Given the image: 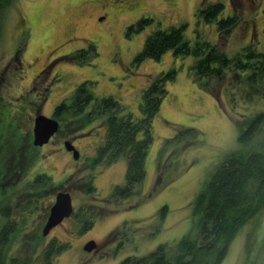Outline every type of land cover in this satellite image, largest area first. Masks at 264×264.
<instances>
[{
    "label": "rangeland",
    "instance_id": "rangeland-1",
    "mask_svg": "<svg viewBox=\"0 0 264 264\" xmlns=\"http://www.w3.org/2000/svg\"><path fill=\"white\" fill-rule=\"evenodd\" d=\"M217 2L225 5L218 20L229 15H236L239 20L222 36L218 20L198 24L196 15L199 8ZM139 3V8L131 10L117 4L112 6L108 0H14L7 9L0 41V129L8 121L17 123L22 131L14 144L20 149H41L25 142L27 132L33 128L36 108L41 105L40 111L48 115L82 82L92 81L96 98L114 96L139 118L143 92L151 79L171 68L178 71L177 78L167 85L168 95L154 121L155 140L147 156V176L141 195L121 201L111 196L115 185L126 182L125 156L97 168L98 190L87 192L86 176L91 169L85 164L78 165L70 154L63 152L64 141L68 140L77 146L82 159L94 155L106 138L108 126L103 116L88 126L77 128L76 125L69 133L61 131L37 152L39 162L27 171L31 174L27 179L38 171L52 173L58 179L66 169L78 166L71 182L84 184V190L73 191L75 209L90 215L95 224L82 230L75 217L68 218L48 238L44 240L42 236L45 245L57 237L52 247L50 242L44 249L35 239L27 245L30 232L40 231L41 217L55 202L57 190H51L38 204L27 229L30 231L15 234L12 246L6 249L10 257H16L22 249L21 254H28L29 259L9 260L12 264H45L50 250L61 252L54 258V264H121L126 257L144 256L162 243L174 245L193 228L194 199L205 181L238 147L242 122L264 111V94L244 81L246 73L228 74L221 87L212 92L195 78L191 67L196 58L192 55L177 57L173 50H168L160 59L136 60L150 33L182 24L187 25L185 37L192 43L201 37L233 56L252 46L264 52V0H141ZM104 12L108 13L107 18H103ZM142 18L152 21L130 28ZM91 43L99 54L93 60L78 63L64 58L88 48ZM70 114L68 119L74 118ZM190 128L200 131L196 139L186 134L178 142H169L179 130ZM79 133L83 134L76 136ZM1 139H6L4 132ZM14 144L5 142L4 146L10 148ZM162 171L164 184H157ZM14 187L18 188V183ZM30 190L25 187L15 196L16 202L20 197H25L26 202L32 194ZM36 203L33 201L32 205ZM30 211L32 206L26 213L33 214ZM39 236L38 233L36 238ZM89 240L97 242L98 254L90 256L84 250ZM62 245L66 247L58 251ZM84 258L90 260L82 263ZM221 264H264V210L239 231Z\"/></svg>",
    "mask_w": 264,
    "mask_h": 264
},
{
    "label": "trees",
    "instance_id": "trees-1",
    "mask_svg": "<svg viewBox=\"0 0 264 264\" xmlns=\"http://www.w3.org/2000/svg\"><path fill=\"white\" fill-rule=\"evenodd\" d=\"M13 2L14 0H0V41L4 34V17ZM224 10L225 5L222 2L204 5L196 13L198 24L203 21L211 23L218 20ZM149 21L152 19L142 18L130 28ZM238 21L236 15L221 17L217 21L219 34L221 36L224 33L228 34ZM186 26V24L170 26L150 33L136 60L140 62L146 58L160 59L168 50H173L177 57L192 55L196 61L191 69L203 88L215 92L216 88L221 87L228 74L234 73L240 76L239 74L246 73L244 81L256 92L264 94V52L255 50L252 46L242 49L233 56L222 50L220 46L201 37L192 43L185 37ZM92 46L95 49L94 53ZM98 55L95 44L91 43L88 48L74 51L64 58L72 62L86 63ZM177 75V69L171 68L151 79L143 92L139 118L128 111L114 96L96 98L92 91L93 82L90 80L80 83L59 105L60 108H68L61 116L63 126L72 120L80 128L90 125L89 123L96 120L98 116L106 118L108 126L106 138L97 147L91 167L96 172L99 166L111 165L114 160L122 156L127 158L126 182L124 185H115L111 191V196L116 200L121 201L142 194V187L147 176L146 160L155 140L154 121L161 110L162 102L168 95L167 85L174 81ZM68 113H71L70 115L74 118L68 119ZM242 123L238 147L215 168L194 199L193 228L174 245L168 242L162 243L144 256L126 257L121 264H221L223 262L239 231L249 220L264 210V111L249 116ZM3 126V130L0 129V136H3V132L6 135L3 142L16 143L19 140L18 136H21L19 125L14 121H8ZM199 132L195 128L179 130L177 136L169 139V142H178L186 134L196 139ZM11 138L13 140H10ZM3 142L0 141V145ZM25 142L29 146L34 145L33 138L29 134L26 135ZM3 150H6L5 146ZM36 153L35 149L27 151L22 162L14 161L11 166L13 168H10L12 172L9 171L6 177L8 179L18 177L19 174L38 164ZM3 157L5 155L1 154L0 167L6 165ZM23 166L22 171L20 168ZM92 169L86 176L87 192L95 190L92 185L94 176L90 174L93 172ZM163 173V171L160 173L157 184H164ZM37 177L35 183L27 184L30 191H35L41 182H44L46 178L49 179V175L46 174ZM14 195L9 197L10 200L15 199ZM32 202L29 203L32 204ZM5 203L8 204V199L4 198L0 191V207ZM88 218L82 230L92 227L93 219L90 215ZM3 222L0 220V264H12L8 260L19 261L22 257L10 258L6 249L10 244V247L12 246V237L18 233H24V228L23 224L21 227V225L17 226V223L13 226L11 222H4V224ZM35 233L38 234V232ZM56 241L55 237L50 246L52 247ZM40 245L43 247L42 244ZM64 247L66 246H60L58 251ZM57 254L52 250L48 251L45 264H54L53 260Z\"/></svg>",
    "mask_w": 264,
    "mask_h": 264
},
{
    "label": "flooded vegetation",
    "instance_id": "flooded-vegetation-1",
    "mask_svg": "<svg viewBox=\"0 0 264 264\" xmlns=\"http://www.w3.org/2000/svg\"><path fill=\"white\" fill-rule=\"evenodd\" d=\"M111 4H112V6H115V4H117V5H120V6H124V7H126L127 9L129 8V9H137V8H139V6H141L140 4L141 3H139L141 0H108ZM107 12H104V14H103V18H107ZM52 63V62H51ZM65 98H63L62 99V101L64 100ZM62 101H60L57 105H56V107L54 108L53 107V109L51 110V112H49V114L47 115V116H49V117H52V118H55V119H57L58 121H59V123H60V126H59V130L57 131V132H55L54 134H53V136L50 138V141L48 142V143H46V144H44V145H42V146H36L35 144V147H40L41 149H43L44 147H46L49 143H51L54 139H55V137L62 131V132H65V133H69V132H71V130L73 129V127H76V125L75 124H66V126H63L62 125V119H61V116L66 112V110L68 109V108H60L59 107V105L62 103ZM40 107H41V105H39L37 108H36V112H35V115H33V117H34V124H33V128L32 129H30V131H29V133L27 132V134H29L30 135V137L31 138H33V143H34V127H35V119H36V117L38 116V115H40V114H43V112L42 111H40ZM77 128H79V127H77ZM22 131V130H21ZM78 132V131H77ZM81 134H83V133H79V134H76V136H80ZM3 136H0V141L1 142H3L4 141V139H1ZM66 141H68V140H65L64 142L66 143ZM65 143H64V146H65V151H63V152H67V154H70V156L74 159V160H76L77 161V164L78 165H80L81 166V164H85L89 169H92V167H91V163H93V160H94V155L96 154V152H95V154L94 155H91V156H88L87 158H86V160H85V158L84 159H82V155H81V153L79 154V157L78 158H75V156H74V152L73 151H70V150H68L67 148H66V145H65ZM17 145V144H16ZM16 145H13L12 147H10V148H7L6 147V150H3V146H4V142L2 143V145H0V150H1V152H0V156H1V154L2 155H5V157H3V159H5L6 160V165H4V166H1L0 167V178H1V180H0V191H1V195L3 194L4 195V198H6V199H8V204L7 203H5V204H2V206L0 207V220L2 221H4L5 223L6 222H11L10 224H12L13 226H16V223H17V226H19V225H21V227H22V224H23V232H27V231H30V230H27L28 228H30L31 227V224H32V222H33V220H31L33 217H34V215L36 214V212H37V208H38V204H40V203H42V199H43V197H45L46 196V194L48 193V192H50L51 190H57L56 191V197H55V202H56V198H57V195L59 194V193H61V192H69V193H71V195H72V198H73V203H74V197H73V191L74 190H78L79 188L81 189V191L82 190H84L83 189V187H84V184H81L80 183V185L78 184V183H73V182H71V180L73 179V175H74V173L76 172V170L78 169V166H74V167H72V168H69V170L68 169H66L62 174H61V176L58 178V179H55L54 178V176H53V174L52 173H48V172H46V171H38V172H36L30 179H27V177L28 176H30L31 174H29L28 175V172L31 170V168H29V169H27L23 174H19V176L18 177H13V178H11V179H8L7 177H6V175L8 174V172L10 171V173L12 172L11 171V169L10 168H13V167H11L12 166V163L15 161V162H18L19 163V161L20 162H22V160L24 159V157H26L25 155H26V153H27V151L23 148V149H20L19 148V146H17L16 147ZM16 147V148H15ZM75 147L77 148V146L75 145ZM40 149V150H41ZM78 149V148H77ZM40 150H38V151H40ZM37 151V152H38ZM80 152V151H79ZM36 155H37V157H38V161H39V159H40V156H39V154L38 153H36ZM19 159V160H18ZM82 159V160H81ZM18 160V161H17ZM82 161V162H79V161ZM24 162V161H23ZM98 168H100V166L98 167ZM24 170V166L23 167H21L20 168V170ZM22 170V171H23ZM93 170V172L92 173H90V174H93V176H94V178H93V180H92V185H93V187H95V190H98V187L96 186V178H97V176H96V172H94V169H92ZM21 171V172H22ZM28 171V172H27ZM35 171H33L32 172V174L34 173ZM69 172V174H67ZM27 173V174H26ZM43 174H46L47 176L49 175V179H45L44 180V182H41L37 187H36V190L35 191H33L32 192V194H30V197L29 198H27V201L25 202V200H24V198L25 197H20V199H19V202H16V200H17V198H15L13 201L12 200H10V198L9 197H11L12 195H14V194H16V195H18V194H21V192L23 191V189L25 188V187H28L29 185H32V183H35L36 182V180L38 179V175H43ZM24 176V175H27L26 177H20V176ZM6 178V179H5ZM5 179V180H4ZM56 183H55V182ZM15 183H18V188L16 189L15 187H14V184ZM85 183H87V180H86V182ZM12 184V186H10ZM27 184H29L28 186H27ZM23 195L25 196V195H27V193H23ZM31 195H34V196H31ZM15 196V195H14ZM24 200V201H23ZM34 200H36V204H34V205H32V204H30L29 202L30 201H34ZM54 202V203H55ZM54 204H52V206H53ZM20 206H22L23 208L22 209H20L19 207ZM30 206H32V211H30V212H33V214L32 213H26V209L28 208V207H30ZM52 206L48 209V212H47V214H45L43 217H41L42 218V223H41V225H40V231H36V232H38L39 233V237L38 238H36V233H35V230H33L32 232H30L31 233V235H29L28 237H27V245L29 244L30 245V243H31V240H34L35 239V242L36 243H38V244H42L43 245V248L45 249L47 246H48V244L51 242H48V244H46L45 245V242H43V238H42V236H44V240H45V238H48L49 236H50V233L54 230V228H56V227H58L59 225H63L64 223H65V221L68 219V218H72V217H75L76 218V220L79 222V223H81L82 224V227L84 226V225H86V223H87V221H88V216L86 215V214H84V213H79V212H77L76 211V209H74V212H73V214L70 216V217H67V218H65L60 224H58L57 226H55L52 230H51V232L48 234V235H41V231L42 232H44V228H45V226H46V223H47V221H48V218H49V215H50V211H51V208H52ZM75 206V205H74ZM22 215V216H21ZM39 216V214L38 215H36L35 216V218H37ZM91 219V218H90ZM93 219V225L95 224V220H94V218H92ZM4 222H3V224H4ZM92 225V226H93ZM33 229V228H32ZM31 229V230H32ZM57 238V237H56ZM58 240V239H57ZM53 241V240H52ZM89 241H91V240H89ZM88 241V242H89ZM86 245V244H85ZM84 248H85V246H84ZM22 250V249H21ZM21 250H19V254H16L17 256L16 257H18V256H21L22 258H29V257H27L28 256V254L26 255V256H23L22 254H21ZM84 250H86V249H84ZM86 251H88V250H86ZM99 251H100V248H99V246L97 245V247L95 248V249H93L92 251H88V253H89V255L91 256V255H94V254H98L99 253ZM30 253V252H29ZM58 253H61V252H58ZM87 253V252H86ZM10 258H12V257H10ZM85 259V258H84ZM90 260V259H89ZM89 260H82V263H85V262H87V261H89ZM9 261V260H8ZM8 263V262H7Z\"/></svg>",
    "mask_w": 264,
    "mask_h": 264
},
{
    "label": "water",
    "instance_id": "water-1",
    "mask_svg": "<svg viewBox=\"0 0 264 264\" xmlns=\"http://www.w3.org/2000/svg\"><path fill=\"white\" fill-rule=\"evenodd\" d=\"M59 126L60 123L57 119L44 114L38 115L35 119L34 144L36 146H42L48 143L53 134L59 130ZM65 145L68 150L74 152L75 158L79 157L80 152L73 142L66 141ZM74 209L75 207L71 193H59L56 202L51 208L48 221L44 228V235L49 234L55 226L60 224L65 218L70 217L73 214ZM96 247L97 242L95 240H91L85 245V249L88 251H92Z\"/></svg>",
    "mask_w": 264,
    "mask_h": 264
}]
</instances>
